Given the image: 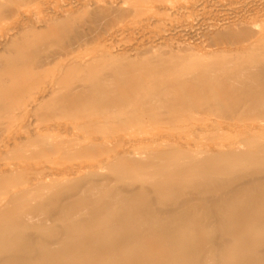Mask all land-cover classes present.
<instances>
[{
    "label": "rangeland",
    "instance_id": "rangeland-1",
    "mask_svg": "<svg viewBox=\"0 0 264 264\" xmlns=\"http://www.w3.org/2000/svg\"><path fill=\"white\" fill-rule=\"evenodd\" d=\"M263 7L264 0H0V200L37 184L36 195L46 196L85 170L118 184L125 171L132 184L148 185L152 176L141 181L139 164L167 144L246 150V136L264 139V78L218 89L201 83L205 70L225 80L239 67L244 75L264 66ZM181 41L189 48L181 56L162 55L186 47ZM124 73L139 76L134 87L122 85ZM245 88L263 97L250 100L238 92ZM46 177L54 178L41 183Z\"/></svg>",
    "mask_w": 264,
    "mask_h": 264
},
{
    "label": "bare ground",
    "instance_id": "bare-ground-1",
    "mask_svg": "<svg viewBox=\"0 0 264 264\" xmlns=\"http://www.w3.org/2000/svg\"><path fill=\"white\" fill-rule=\"evenodd\" d=\"M180 47H169L162 55L181 56L179 52L189 49ZM253 65L244 75L246 69H235L225 80L205 70L201 83L216 89L231 83L251 85L248 81L264 78L259 73L264 66ZM124 75L122 85L134 87L139 76ZM238 92L250 100L263 97L249 88ZM255 138H243L246 150L237 143L218 149L167 144L160 157L139 164L141 181L152 176L148 185L132 184L125 171L117 175L118 184L85 170L73 183L43 197L36 195L41 184L11 191L0 200V264H228L231 259V264H264V139L258 137L263 144H257ZM29 190L34 192L28 195ZM212 231L218 234L212 236Z\"/></svg>",
    "mask_w": 264,
    "mask_h": 264
}]
</instances>
